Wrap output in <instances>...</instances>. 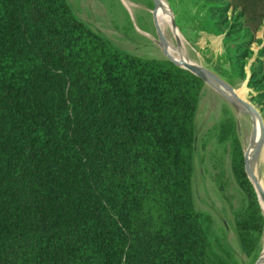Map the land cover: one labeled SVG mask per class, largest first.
Listing matches in <instances>:
<instances>
[{
    "label": "trees",
    "instance_id": "trees-1",
    "mask_svg": "<svg viewBox=\"0 0 264 264\" xmlns=\"http://www.w3.org/2000/svg\"><path fill=\"white\" fill-rule=\"evenodd\" d=\"M189 5L174 21L186 14L194 31L221 36L214 68L245 80L264 120V0ZM203 84L117 47L68 0H0V264H239L194 203ZM223 112L218 135L241 193L231 227L254 258L262 212Z\"/></svg>",
    "mask_w": 264,
    "mask_h": 264
},
{
    "label": "rangeland",
    "instance_id": "rangeland-1",
    "mask_svg": "<svg viewBox=\"0 0 264 264\" xmlns=\"http://www.w3.org/2000/svg\"><path fill=\"white\" fill-rule=\"evenodd\" d=\"M68 1L79 18L105 35L117 47L143 57L165 58L157 44L151 18V0ZM163 1L168 6L173 19L175 16H181L184 9L190 6V0ZM188 17L184 14L183 17H179L181 20L178 19L177 23L174 21L178 35L182 39L183 55L188 61L207 66L220 75L213 65L216 54L221 50V36L194 31ZM259 35H261L260 32ZM166 36L175 45V39L168 31ZM251 47L256 50L258 45L253 43ZM220 77L223 78L222 75ZM243 81L234 80L231 85L233 87L244 85ZM244 98L249 99L247 87ZM225 110H228L235 120L233 132L244 150L251 127L249 116L235 112L219 92L204 83L195 112L196 150L191 179L193 198L198 209L212 216L216 231L225 232L239 264H253L256 257L263 251L264 224L257 255L252 258L241 253L231 227L232 210L239 206L241 193L229 169V138L223 139L218 135V123L225 115L223 112ZM259 162L258 177L264 186V153L261 154ZM215 172H222V176L219 177L222 190L217 187Z\"/></svg>",
    "mask_w": 264,
    "mask_h": 264
},
{
    "label": "water",
    "instance_id": "water-1",
    "mask_svg": "<svg viewBox=\"0 0 264 264\" xmlns=\"http://www.w3.org/2000/svg\"><path fill=\"white\" fill-rule=\"evenodd\" d=\"M151 1V18L157 36V44L159 45L165 58L200 77L203 83L209 85L217 92H219L224 97V99L232 106L235 112L249 116L251 127L247 143L244 150H242L243 170L253 187L256 199L261 208L264 222V186L258 177V165L260 163L259 158L261 152L263 151L262 153H264V120L262 117V112L259 111V108L249 99L239 96L235 91V87L221 78L220 75L209 69L207 66L191 60L188 61L182 53L179 54L178 57H173L172 55H170L167 52L168 41L163 35V32L160 29L159 25L155 21V12L161 0ZM170 17L171 26L173 28H176L173 16L171 15ZM175 42L178 45L179 38H175ZM243 82L245 85V80ZM262 248L264 249V244ZM253 264H264V253H260L256 257Z\"/></svg>",
    "mask_w": 264,
    "mask_h": 264
},
{
    "label": "bare ground",
    "instance_id": "bare-ground-1",
    "mask_svg": "<svg viewBox=\"0 0 264 264\" xmlns=\"http://www.w3.org/2000/svg\"><path fill=\"white\" fill-rule=\"evenodd\" d=\"M151 13H152V11H151ZM170 16H171V13H170V10L168 9V6H166L164 1L161 0L159 5L157 6V9H156V12H155V21L159 25V27L162 30V32H164L165 38L168 41L167 52L170 55H172L173 57H178L179 54L182 53V39L180 38V35H178L177 28H173L171 26V23H170V18L171 17ZM166 31H168L170 33V35L172 37H174V39L175 38H179V44L178 45L176 44V42H175V45L172 44V41L166 36ZM245 90H246V87L243 84L240 85V86L235 87V91L241 97H244ZM262 152H261V154H262ZM259 159L261 160V155H260ZM262 253H264V249H263Z\"/></svg>",
    "mask_w": 264,
    "mask_h": 264
}]
</instances>
